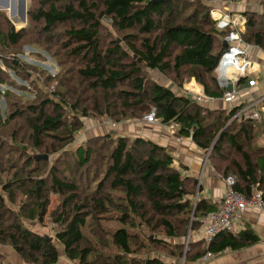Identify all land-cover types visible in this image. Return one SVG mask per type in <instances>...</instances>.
<instances>
[{"label": "trees", "instance_id": "trees-1", "mask_svg": "<svg viewBox=\"0 0 264 264\" xmlns=\"http://www.w3.org/2000/svg\"><path fill=\"white\" fill-rule=\"evenodd\" d=\"M175 1L31 0L27 24L37 25V34L46 42L44 50L61 70L52 75L14 52L4 60L0 57L4 69L27 83L36 78L33 99L13 100L24 97L28 86L12 78L8 83L9 76L1 79L2 72L9 74L0 67V86L12 87L0 90V102L5 98L15 102L14 113L0 111V128L9 129L15 143L24 134L30 139L27 146L13 149V142L0 137V248L14 251L23 264H58L60 250L80 264H178L149 254V249L160 247L171 250V256L185 254L182 242L173 246L157 232L183 239L189 225L198 229L205 216L218 210L219 204L209 199L198 197L194 202L191 196L197 192L191 188L198 187L197 178L183 174L169 148L145 137L114 138L108 133L65 149L72 146L86 119L121 122L155 111L161 124L175 125L179 136L191 138L203 151L222 156L225 145L236 150L244 162L234 161V189L246 197L255 189L264 194V153L253 162L244 150L256 126L262 125L264 133V112L260 120L246 118L238 116L244 107L238 102L230 110H219L212 108L213 102L200 103L184 92L183 74L188 71L207 96L223 97L216 69L227 51L228 32L217 29L206 3L198 2L185 18ZM239 13L247 20L243 40L264 52V12ZM7 14L0 12L8 30L0 29L1 46L16 47L28 30L17 31ZM148 70L173 75L177 90L153 81ZM43 74L44 81L39 82ZM246 79H240L239 88L248 84ZM17 90L25 94L17 95ZM216 113L225 116L211 120ZM51 143L58 147L44 152ZM106 144L107 154H101ZM51 154H57L52 163ZM101 157L104 163L96 166ZM97 168H103L102 178ZM229 175L220 173L222 179ZM48 219L55 236L31 227L45 225ZM110 220L121 226L107 231L103 223ZM260 241L250 226L235 234L222 232L209 245L204 239H190L185 263L195 264L208 253L241 251ZM200 244L202 249L197 250ZM6 259L0 253V264H11Z\"/></svg>", "mask_w": 264, "mask_h": 264}, {"label": "rangeland", "instance_id": "rangeland-1", "mask_svg": "<svg viewBox=\"0 0 264 264\" xmlns=\"http://www.w3.org/2000/svg\"><path fill=\"white\" fill-rule=\"evenodd\" d=\"M9 1L10 2L7 1L9 4V7H8L9 11L10 12L15 11L14 16L19 18L18 21L13 22L12 19H10V17H9L10 21L15 25V29L17 31H22L24 29H27L28 31L26 34L27 35L26 38L24 40H22L16 47L11 46V47L4 48L3 46H1V39H0V57L2 56V59L4 60V56L7 57L8 54H10L11 52H14L15 56L18 59L25 61L26 63L36 65V67L44 69L52 75H56V73L58 71H60L61 69H60L59 65L56 64L55 61L51 58L50 54L44 50L46 48L45 47L46 42H44V38L40 37L37 34V32H38L37 25H35L33 23L32 24L33 27H32L30 24H27L28 23L27 21H29V18L27 16V12H26V16H27L26 20L27 21L23 20L22 15L20 14L21 0H9ZM198 2L199 3L204 2L207 4L208 7H211V9H212L211 17L212 18H213L212 12H215L217 10L223 11L221 13L222 16H225L227 13L231 14V12H233V15H236L238 11L242 12L244 10L249 11V10H254V9H258L259 12H264V0H234V1H232V0H176L175 1V3L180 6V8H178V11L182 12L185 18L188 17V15H191L192 13H194V10L197 8ZM26 3H27L26 7H27V11H28V9L31 6V0H27ZM7 15L9 16V13ZM235 18H238V16H236ZM1 23H2V21L0 18V29L3 33H6L8 30ZM218 23H219V21H217V25H218ZM246 25H247V20H246V24H245V29H246ZM30 28H31V30H30ZM232 29H233V26L226 29V31L228 32L227 35L230 33V31ZM226 37H228V36H226ZM243 46L246 47V49H247V55L244 58L247 59V64L250 65V71L252 72L251 74H253V75L249 76V79H246V80H248V84L246 86H242L239 88L238 87L239 84H237V83H236V85H233L232 83L231 84L234 86V89H236L238 91V96L240 98L248 99L250 102L253 100L254 97H256L258 94L262 93L260 91L261 90L260 82H261L262 78H264V75H261L262 71L259 70L260 64H258V61L263 60V59H259L258 56L263 51L254 45H251V44L249 45L248 43L245 42V40L243 42ZM53 49L56 51V49L54 47H53ZM35 53L38 55L34 56ZM52 53H54V51H52ZM2 59L0 61V67H2V63H1ZM254 63H255V65L252 67V64H254ZM2 69L4 71H6L9 75L2 72L3 77H1V79H5L6 76H9V79H7L8 83L11 82L10 78H12L17 84L28 86V90H27L28 93H26V95H24V97L20 98V97L15 96L14 98H12L13 100H21V101L25 102L28 99H33L36 96L35 93H33L34 90L32 89V88H34L35 90L37 89L36 83H35V81H36L35 77L33 78V80H35L33 83H31V82L27 83L26 81L22 80L20 77L16 76V74L11 69L6 70L3 67H2ZM235 71H236L235 69H232L229 73L232 72V74L235 75L234 74ZM148 74L151 76V79L153 81L160 83L162 85H165V86L166 85L171 86L173 89L177 90L176 85H178V83L174 80L173 75H170L167 77V76L162 75L156 71H150V70H148ZM183 75L187 79V80H185V82L183 84L184 85L183 86L184 92H186L185 94L192 96L196 101H198L200 103L209 104V103L213 102L214 104H216V105H214L216 109L230 110L228 108V104L226 103V101L224 99H222V98L221 99H213V98H210L209 96H207L205 94L204 87L202 85H200L194 77H189L188 71H186ZM217 75L219 76L218 72H217ZM217 75H216V77H217L219 84H220L219 87L221 89H224L221 86L220 79L218 78ZM260 75H261V77H258ZM73 76H74V74L72 73L67 78H72ZM44 78H45V74L41 75V79H39V82L44 81ZM7 85L0 86V90H2L4 92L5 90L7 91V90H10V88H12L11 84H7ZM197 86L199 88L198 90L195 88ZM18 91L19 90H17L14 93L17 95L25 94V93H21L20 91L19 92ZM26 97L28 99H26ZM220 102H222L223 104H220ZM13 103H15V102H12L11 104H13ZM11 104L9 103L8 99H6V98L1 100L0 111L2 112V114H4L5 112H7V113H11L12 111H13V113L15 112V110H13V107L11 106ZM236 105L237 104H234L233 107H235ZM150 114L151 113H149L148 115H146L142 118L137 116L139 118L126 119V120H122L121 122H117L116 121L117 119H113V118H110V119L107 118V119L98 120V121L86 119L84 121V126H83L82 130L80 132H78L77 134H75V136H76L75 140L73 141V143L71 142L72 146L68 145L65 149L72 150V149H74V145L76 146V145L82 143L84 140L91 139L95 136H101V135L105 136L108 133L113 134L114 138H118V136L124 135V136H131V139H132V137L135 136L134 134L141 132L140 129H142L143 131L147 132L148 134L155 136V134L152 133V131L160 129V128H157V127H159L158 124L160 123V121L157 118H154L153 120H151L148 117ZM138 115H141V114H138ZM224 116L225 115H223L221 113H216V114L212 115L211 120H213L214 118H218V117L223 118ZM17 122H18L19 126L20 125L24 126L23 120H19ZM231 122L229 124H231ZM144 127H147V129H145ZM172 127H175V126H172ZM138 128H140V129H138ZM155 128H157V129H155ZM167 128H169V127H167ZM23 130L24 129H22V131ZM231 130H232V132H236V128H234V127H232ZM254 133H255V135H254L253 140L250 142V144H247V146H245L244 150L252 156V161L256 162L257 158L259 156H262L264 153V133H263L262 125L259 124L258 126H256V131ZM165 135L169 139V144L174 139H176L177 144L179 143L177 141V139L181 140V138L179 137V134L176 130V127H175V131H173L172 133L165 131ZM9 136H10V130L9 129L0 128V137H3V138L7 137L8 140L12 143L13 140H11ZM11 143H9V144H11ZM28 143H30V139L26 134H24L21 137V139L18 140L17 143H15V142L12 143V144H14L13 149L16 146L21 149L23 146H27ZM182 143H184V145L186 146L185 148H187L188 150H191L194 148L193 146H196L193 143V141L191 140V138H187L184 141L180 142V146L182 145ZM171 146H173V145H171ZM56 147H58V145L56 143H51L49 145V147L44 152L50 151V148L54 149ZM108 148H109L108 144H106L104 147H101L100 153L101 154H107ZM177 149H179V148H177ZM64 150L60 151L59 155L62 154ZM197 150L200 152V157H201L200 160L202 163L200 162V174L198 175V178H199L198 179V187H193L191 189L196 190V192H197L196 194H198V192H199L198 197H200V194L202 191V190L200 191L202 183H203V179L201 177V174H203V172H205V167H207V165H209L213 168L215 167L214 169H216L215 170L216 173L219 172L218 173L219 175H220V173L224 174L225 172H228V174H230L228 177H232L236 181V175H235L236 172H235V168H234V166H235L234 161H237L240 164H243V162H244L243 156L241 154H238L236 150L232 149L231 147H228V145H225V151L224 152L226 154L222 155V156L215 154L213 151L207 152V151H203L199 148ZM181 151H183V149H181ZM39 152H41V151H39ZM27 153L34 154V151L32 149H28ZM45 155H47V154H45ZM56 155L57 154H51V156L49 155V160H52L50 163H52L55 159H57ZM186 155L189 156L187 153H186ZM7 156H8V154H7ZM179 158L182 161L188 160L184 157H179ZM102 163H104V157L97 158L96 166H98L99 164L102 165ZM100 172H104L103 168H97V176L99 178H102L104 176V174L100 175ZM188 173H191V172L183 171L184 175H187ZM228 177L226 178L227 181H228ZM226 179L224 178V182H226ZM227 184L228 183H226V186H227ZM235 185H236V183H235ZM228 186H229V184H228ZM196 197H194V202L196 201ZM260 214L264 215V212L261 211ZM116 217H114V218L116 219ZM52 224L53 223H52L51 219H48L47 222L45 223V225H39L38 223H34L31 227L33 228V230L40 232L41 234L55 236V233L53 231L54 227ZM103 224H104L105 229L107 231L118 228L121 226V224L117 220H110V221H107ZM247 226H250L254 230V228L250 224H247L246 227ZM256 228H258V226H256ZM142 230H139V231L141 232V235L144 236V231H142ZM199 230H203V232H204L205 226L202 225L198 229L192 230V225H189L186 229V233H185L186 237L183 239H181V238L171 239V238L163 235L162 232H160V231L157 232V233H159L158 237L162 238V240H165L167 243H170L173 246L177 247V243L182 242L183 243L182 247H184V251H185V254L183 257H180V256L178 257V253H177V255L171 256V252H172L171 250H167V249H164L161 247L157 248V249L153 248L152 252L149 249V254L151 256L159 255L165 259L168 258L167 259L168 261H169V259H171V261L174 260V262H178V264H192V263H187V262L185 263V261H188V257H187L186 252L189 250L190 239L193 240V238L195 236V232H197ZM199 246L200 247H198L197 250L202 249V245L200 244ZM190 248H191V245H190ZM8 250H10V249L4 248V247H2V249L0 248L1 253H7ZM193 252H194V250L192 251V253ZM10 254H11V256H9ZM60 254H61V257H60L58 264H80L79 261H74V260H71L68 257H66L63 250H60ZM9 255H6V256H8V258L6 260L9 261L11 264H15V263H20V264L22 263L23 264V260L20 257L16 256L14 253H12V251H9ZM142 256L144 257L145 255H142ZM180 259L182 260V262L178 261ZM202 263L205 264V261L204 262L202 261ZM202 263H199V264H202Z\"/></svg>", "mask_w": 264, "mask_h": 264}, {"label": "built area", "instance_id": "built-area-1", "mask_svg": "<svg viewBox=\"0 0 264 264\" xmlns=\"http://www.w3.org/2000/svg\"><path fill=\"white\" fill-rule=\"evenodd\" d=\"M223 11L212 12L214 21H219L217 29L226 31L227 28L233 26V29L225 38L228 42L227 51L222 55L219 65L216 69L221 83L238 84L241 78H249L253 75L250 71V65L247 64V59L244 57L247 55V49L243 46L242 33L245 31L246 18L237 12L236 15L227 13L222 16ZM235 14V13H234ZM238 16V18H235ZM250 45V44H249ZM253 67V64H252ZM232 69H235V75L229 73ZM222 99L226 102H239L244 105L240 110L238 116H245L246 118L261 119V114L264 112V94L254 97L249 102L248 99L240 98L238 91L233 89L227 90L225 87ZM151 120L156 118L155 111H152L148 116ZM227 190L219 203L218 210L212 212L202 219V224L205 226L202 239L206 244H210L220 233L230 232L237 233L245 227V216L249 211L264 212V194L262 191L255 189L250 197H246L242 193L234 189L235 179L228 177L226 179ZM214 257L213 254L208 253L202 261H207Z\"/></svg>", "mask_w": 264, "mask_h": 264}, {"label": "crops", "instance_id": "crops-1", "mask_svg": "<svg viewBox=\"0 0 264 264\" xmlns=\"http://www.w3.org/2000/svg\"><path fill=\"white\" fill-rule=\"evenodd\" d=\"M244 11H246V10H244ZM250 11L259 12L258 9H254V10H250ZM238 12H240V11H238ZM258 57H259V59H263V60H259L260 62L258 61V64H260L259 70L262 71L261 75H264V52L259 54ZM254 65H255V63L253 64V66ZM261 75L258 77H261ZM260 84H261V86H260L261 90L260 91L262 93L258 94L256 97L264 94V78H262ZM195 88L197 90L199 89L198 86ZM220 104H223V103L220 102ZM227 104H228L229 109L234 105V104H229V103H227ZM210 105L212 106V108H215L214 105H216V104L211 103ZM160 123L158 124L159 127H157L160 129L155 128L157 130L152 131V133H154L155 136L148 134L147 132L143 131L140 128H138V129H140L141 132H138L137 134H134V135L145 137V138L150 139V140H152L158 144L163 145L164 147L169 148L171 150L172 154L174 155V157L176 158V165H179L181 167L183 166L185 172H191V173H188L187 175L194 177V178H197V180H198L199 179L198 175L200 174V162H201L200 152L197 150L198 147L193 146L194 147L193 149L188 150L187 148H185L186 146L184 145V143H182V145L180 146V142L187 139V138L181 137V136H179L181 138V140L177 139V141L179 142L178 144L176 142V139L172 140V142L169 144V139L165 135V131L172 133L173 131H175L176 126L173 124L172 125H163V124L161 125ZM172 126H175V127H172ZM167 127H169V128H167ZM144 128L147 129V127H144ZM171 145H173V146H171ZM177 148H179V149H177ZM180 148L183 149V151H181ZM186 153L189 156H187ZM179 157H184V158L188 159L189 161L188 160L182 161ZM201 177L203 179V183H202V186L200 189V191L202 190L200 197L209 199L215 204H219L220 201L222 200L226 190H227L226 189L227 188L226 182H224V179H222L221 176L218 173H216L215 169L209 165H207V167H205V172H203V174H201ZM198 196H199V192H198L196 198H198ZM191 197L194 198L193 196H191ZM247 223L250 224L254 228V230L257 232V234L261 238L260 243L254 245L250 248L241 250V251L227 250L223 254L214 255V257L205 261V264H264V225H263L264 224V215H261L260 212H258V211H252L251 210L245 216V226ZM256 226H258V228H256ZM203 234H204L203 230H199V231L195 232V236L193 238L194 241L201 240L203 237ZM1 249H2V247H1ZM9 251H12V250L10 249V250H8L7 253H2V254L4 256L9 255ZM12 253H14L16 256H18L14 251H12ZM9 256H11V254ZM6 257L8 258V256H6ZM199 263H202V259L197 261L195 264H199ZM15 264H20V263H15ZM202 264H204V263H202Z\"/></svg>", "mask_w": 264, "mask_h": 264}, {"label": "water", "instance_id": "water-1", "mask_svg": "<svg viewBox=\"0 0 264 264\" xmlns=\"http://www.w3.org/2000/svg\"><path fill=\"white\" fill-rule=\"evenodd\" d=\"M7 1L10 2L9 0H4L2 2L0 0V12L8 13L9 8H8L7 5H5V3ZM26 2H27V0H21L20 14L22 15V18H23L24 21H27L26 20V17H27L26 16V12H27V7H26L27 3ZM9 17H10V19H12L13 22L18 21V19H19L18 17L14 16V11L11 14H9ZM224 46L228 47V42L227 41L224 42ZM221 86L225 87L229 91H232L234 89V86L231 83H227V84L221 83ZM43 158L45 160L48 159L47 156H45ZM38 159H42V157H38Z\"/></svg>", "mask_w": 264, "mask_h": 264}, {"label": "bare ground", "instance_id": "bare-ground-1", "mask_svg": "<svg viewBox=\"0 0 264 264\" xmlns=\"http://www.w3.org/2000/svg\"><path fill=\"white\" fill-rule=\"evenodd\" d=\"M2 1H4V0H1V2H2ZM5 5H7V6L9 7V4H8L7 2L5 3ZM8 13L11 14L12 12H10V11L8 10ZM14 14H15V11H14ZM226 103L232 104V103H235V102H226Z\"/></svg>", "mask_w": 264, "mask_h": 264}, {"label": "clouds", "instance_id": "clouds-1", "mask_svg": "<svg viewBox=\"0 0 264 264\" xmlns=\"http://www.w3.org/2000/svg\"><path fill=\"white\" fill-rule=\"evenodd\" d=\"M198 198H196V200H197Z\"/></svg>", "mask_w": 264, "mask_h": 264}]
</instances>
